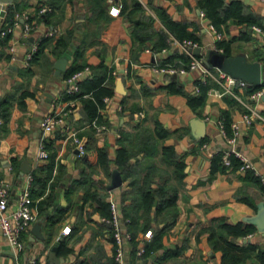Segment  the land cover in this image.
Returning a JSON list of instances; mask_svg holds the SVG:
<instances>
[{"label": "crops", "instance_id": "crops-1", "mask_svg": "<svg viewBox=\"0 0 264 264\" xmlns=\"http://www.w3.org/2000/svg\"><path fill=\"white\" fill-rule=\"evenodd\" d=\"M45 1L22 0L25 7L15 12L29 13V20L35 21V28L27 36L23 33L25 21L22 18L13 24L11 33H1L7 22L13 23L15 13L11 21H7L9 5L13 2H0V108L6 107L9 112L7 118L0 115V179L9 183L10 206H14L32 171L47 179L42 192L37 181L34 182L36 193L30 198L36 218L22 234L24 248L18 261L11 248H6L8 243L0 232V264H24L28 259L45 264L114 262L113 238L101 223L102 215L96 208L100 207L98 200L108 203L113 199L124 217L121 195L122 191L130 189L128 180L122 178V184L110 190L107 185L112 172L119 171L113 160L121 132L139 127L148 128L154 135L157 132L156 160L162 155L163 146L171 147L176 155L183 157L185 175L177 190V216L162 235L163 247L146 260L132 258V261L151 264L160 259L158 264H221L222 251L212 248L208 227L215 218H222L229 224L249 228L246 235L237 238V243L244 245L243 250L249 254V258L239 264H264V230H261L264 183L254 178L264 177V122L255 120L253 124L241 126L237 139L238 148L252 159L256 170L240 172L233 166L223 165L218 156L227 142L219 133L217 122L222 121L227 134H231V123L239 120L244 110L233 96L215 94L219 86L210 78L212 86L203 103L192 107L188 97L200 92L199 83L203 82L200 73L189 70L184 75H167L155 71L151 51L157 53L161 63H179L183 56H188L172 46L171 40L167 47L159 50H153L150 41L145 42L147 46L143 50L137 49L129 21L120 13L122 0H105L106 18L98 23L92 19L87 0H70L54 27L36 18V9L47 6L43 4ZM139 1L154 19L158 17L152 6L163 9L171 20L183 22L203 49L222 53L223 48H216V42L224 40L231 56L244 55L249 61H260L264 81V37L252 29L254 25L264 28V3L260 0H239L244 5L243 15L253 17V24H237L229 19L221 30L216 29L198 7V0ZM111 6L119 7L118 15L109 13ZM154 25L158 29L163 27L159 20ZM53 29H56L55 34L49 35L48 31ZM246 30L250 33H244ZM68 31L70 38L66 47H57V38ZM215 32L222 37L216 39ZM45 36H51V40L44 46L42 55L27 62L26 52ZM59 59L65 61V67L58 75ZM100 63L108 67L107 77L94 86V67ZM76 67L89 68L80 79V86L92 79L82 86L86 97L99 87L109 90L99 100L92 97L96 105L92 120L85 118L81 99L68 100L71 101L69 110L61 125L43 135L42 117L55 109L65 95L62 75ZM175 84L183 91H174ZM237 90L243 96L250 93L247 89ZM258 106L264 111V97ZM96 126L105 128L98 130ZM72 131L77 132L85 147L91 146L86 149L84 161L80 160L70 137ZM40 142L48 151L45 159L37 157ZM98 148L106 152L105 166L98 163ZM49 155L55 161L51 167ZM22 164L29 169L23 174ZM156 181L158 176L151 182L152 187H156ZM92 192L96 193L95 198L89 195ZM127 202L129 204V200ZM40 209L44 213L41 214ZM52 215L54 218L50 219ZM37 222L43 238L32 232ZM144 233L140 230L137 234L139 247L147 239ZM52 247H55L54 262L49 260ZM129 247H126L125 264L131 260ZM164 253L167 257L163 259Z\"/></svg>", "mask_w": 264, "mask_h": 264}, {"label": "trees", "instance_id": "trees-1", "mask_svg": "<svg viewBox=\"0 0 264 264\" xmlns=\"http://www.w3.org/2000/svg\"><path fill=\"white\" fill-rule=\"evenodd\" d=\"M66 2H70V0H47L43 2V4L45 3L47 5L48 10L42 15H38L36 17L37 20L42 19L48 25L54 27L59 21V16L63 12ZM87 3L95 23H98L102 18H106L107 10L105 0H87ZM25 5L26 4L23 3L22 0H15L10 4L7 21L11 19V16L16 11L23 10ZM198 7L203 10L205 16L218 30H221V26L223 24L226 25L229 19L237 24L247 23L249 26L255 21L253 17L243 15L244 5L239 0H231L230 2L226 0H198ZM152 8L157 14V19H154L152 15L147 13L145 7L139 0H122L120 13L129 21L131 34H133V38L138 43L135 44L137 45V49L143 50L147 46L145 45L146 41L152 43L151 47L153 50H159L170 44L169 41L171 37H175L179 40H183L184 38L190 39L188 37H191L190 40L193 41L197 39L193 33L186 30L183 22L171 20L163 9H158V7L153 6ZM30 19L32 20V18ZM157 20H159L163 26L160 29L156 28L154 25ZM246 28L248 29V26ZM248 30L244 33H250ZM50 37L51 36H45L38 40L36 45L37 49L33 53L32 59L42 55L40 53L44 46L51 40ZM69 38L70 31L64 35H60L56 41L57 47H62V49L65 48ZM53 46V51L55 53V45ZM220 47L223 48L222 54L227 57L232 55L228 49V44L224 42V40L216 42V48ZM259 59L261 60V57ZM188 60L189 56H183L179 61L186 63ZM178 64L179 63H177V65ZM79 68L81 67L68 69L64 72L62 77H64V79L67 78ZM94 70L95 75L92 77L93 81L92 79L87 81H92V85L98 86L101 81L107 77L108 67L106 64L100 63L94 67ZM26 71L30 70L27 69ZM50 72H52V70ZM87 81L83 82L82 86ZM211 81L212 80L209 78L199 83L200 92L189 95L188 102L192 107H196L203 103L208 89L212 86ZM80 85L81 82L79 81V91L74 94L64 93L65 95L62 96V100L81 99L83 102L82 108L84 116L90 121L94 118L96 113V105L92 97L99 100L109 89H100L99 87L92 95L86 97L84 88ZM175 85L177 88L174 91H183L180 85ZM263 86L264 81L260 85H250L248 90L249 92H253ZM0 111V115L3 118L9 116L6 107H1ZM156 135H158L157 132ZM156 135L146 127L133 128L130 131L121 132V137L118 139L119 146L116 149L113 160L116 167L121 172L123 180H128L130 186V189L122 191L121 195V210L124 217L129 219L126 224L128 231H130L132 235L129 241V254L131 257V260L128 262L129 264H136V262L132 261V258L134 261H137V259L146 260L152 256V252L163 247L162 235L174 223L177 216V190L185 175V163L183 157L181 155H176L174 150L169 146L162 147V155L156 160L155 158L159 153ZM90 147V144H88V147H85V152L86 149ZM97 150L98 163L105 166L107 163L105 158L106 152L101 148ZM138 156H141V158ZM218 157L223 164L222 153H220ZM80 160H85V154L80 155ZM231 162V166L235 168L240 164L239 160L234 156H231ZM54 164L55 161L53 156L49 155L48 165L51 167L54 166ZM248 172L253 171L250 170ZM31 175L33 181L31 183L30 195L36 193V189H34V182L36 181L39 185L40 192L44 191L47 179L44 180L38 177L34 171H32ZM155 176H158V181H156L158 184L156 187H152L151 182L155 180ZM254 178H257L259 181L262 180L260 177L256 176ZM82 180L81 177L80 181ZM88 181L90 180L88 179L87 182ZM95 194V192H92L89 195L95 198ZM127 200H129V204ZM98 204L100 207L96 208V210L99 211L100 215H109V202L107 203L102 199L98 200ZM42 210L43 209H40L41 214L44 213ZM53 218L54 216L52 215L50 219ZM101 223H103L108 230L109 226L104 222ZM147 229H151L152 235L150 238L145 239L143 245L144 251L142 254L137 255L139 249L137 234L140 230L145 232ZM208 231V240L212 248L222 251L221 264H239L249 258V254L243 250L245 246L237 243V238L246 235L249 228H243L239 224H229L225 220H222V218H215L211 225H209ZM161 257L163 259L166 258V253ZM159 260L160 259H157L151 264H158L160 263ZM110 264H115V262L111 261Z\"/></svg>", "mask_w": 264, "mask_h": 264}, {"label": "built area", "instance_id": "built-area-1", "mask_svg": "<svg viewBox=\"0 0 264 264\" xmlns=\"http://www.w3.org/2000/svg\"><path fill=\"white\" fill-rule=\"evenodd\" d=\"M264 3V0H260ZM48 10L47 6H40L36 9V15H42ZM111 15H118L119 7L111 6L109 8ZM22 18L25 22L23 24V33L27 36L32 29L35 28V21L29 20V13L17 12L14 14L13 23L7 22L8 24L1 33L8 34L13 30V24L17 23V20ZM255 32L264 37V28L254 25L252 28ZM56 29L48 31L49 35H54ZM222 34L215 32V38L220 39ZM171 45L186 53L189 56V60L186 63H161L157 53L152 52V64L155 71L167 75H184L187 71H197L200 73L201 81H206L207 78H211L218 86L214 92L217 95L229 94L233 96L243 106L244 110L241 113V117L237 121L231 123L232 133L227 134L226 129L222 121H218L219 133L223 135L227 142V147L223 148L222 161L226 166H231V156L236 157L240 164L237 167L240 172H247L250 170H256V165L252 159L244 152L241 151L237 146V139L240 134L241 126L253 124L255 120L264 122V112L258 106L262 98L264 97V86L248 93L247 96L239 94L237 89H247L251 85L247 80L236 78L227 71L215 67L207 66L203 62L202 56L193 55L189 52V48L198 46L197 42L190 39L179 40L175 37H171ZM214 47V46H213ZM36 45H32L25 54L26 61H30L33 53L36 51ZM10 50L13 51L14 47L11 46ZM146 51H150L147 49ZM88 67L78 69L71 73L67 78L64 79L63 93L74 94L79 91V81L83 77L84 73L88 70ZM195 90H199V86H195ZM71 101L66 100L63 105V101L58 103L50 112L44 114L40 121V127L43 135L53 132L56 127L60 126L64 116L69 110V104ZM94 123V122H93ZM92 123V124H93ZM94 126V124H93ZM98 130L104 129V126H99ZM70 137L76 146L78 155L85 154V146L77 135L76 131H72ZM37 157L39 159H45L48 157V151L46 150L44 143L40 142L37 151ZM11 167V166H10ZM264 183V177H261ZM32 176L29 174L26 178V182L22 187L19 195L16 198L14 206L9 204V183L3 179H0V232L5 237L8 245L12 250V254L18 261L20 251L24 248V240L22 234L26 231L36 218V214L31 207L30 188H31ZM109 215L101 216V221L106 223L108 231L113 238L114 253L113 259L115 264H125V253L126 247H129V241L132 238L130 231L127 229L128 218L121 215L117 202L113 199L109 200ZM152 235L151 229L145 231V238H149ZM144 251L143 246L139 247L137 255L142 254ZM16 264H19L18 262ZM24 264H45L43 261L36 259H28Z\"/></svg>", "mask_w": 264, "mask_h": 264}, {"label": "water", "instance_id": "water-1", "mask_svg": "<svg viewBox=\"0 0 264 264\" xmlns=\"http://www.w3.org/2000/svg\"><path fill=\"white\" fill-rule=\"evenodd\" d=\"M14 0H0L2 3H12ZM189 52L193 55L202 56L203 62L211 67L215 66L221 68L236 78L247 80L251 85L262 84V65L260 61H249L244 55H235L227 57L226 55L216 52L214 49H203L201 46L189 48ZM65 61L59 59L56 63V73L59 75L64 70ZM29 169L26 165H21V174L28 172ZM122 184V176L118 170L112 172L110 183L107 185V189H113ZM261 230H264V225L261 226ZM32 232L39 238H43L40 231V223H35L32 227ZM6 248L10 249L8 245ZM52 252L49 254V260L54 262L55 259V247H52ZM12 253V251H11Z\"/></svg>", "mask_w": 264, "mask_h": 264}]
</instances>
